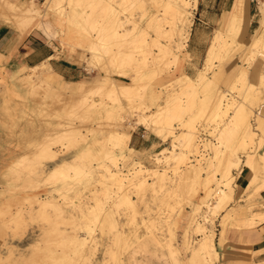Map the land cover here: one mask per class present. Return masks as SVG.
Returning <instances> with one entry per match:
<instances>
[{"label": "rangeland", "instance_id": "1", "mask_svg": "<svg viewBox=\"0 0 264 264\" xmlns=\"http://www.w3.org/2000/svg\"><path fill=\"white\" fill-rule=\"evenodd\" d=\"M5 1L0 0L4 21L26 30L39 27L49 38L70 47L83 61L82 80H94L90 82L94 86L87 85L90 91L77 95V100L76 94L58 91L55 77L44 65L21 78L31 82L15 117L13 133L21 147L16 146L0 168V264H214L218 255L205 260L193 252L205 233L213 232L215 237L221 212L224 226L233 214L242 218L264 209V204L239 203L233 197L235 180L230 200L217 213L211 206L216 194L210 193L227 183L215 172L212 145H230L242 161L245 151L264 153V128L255 114L264 98V80L257 78L259 83L252 74L254 64L264 72V34L260 35L263 49L250 51L256 25L248 28L245 18L227 39L229 54L220 57L224 50L214 37L226 33L231 19L223 20L218 13L214 22L207 21L198 0L186 20L171 8L173 0ZM3 2H10L6 9L1 8ZM13 6L36 11L23 18ZM184 80L190 86L178 95L180 108L172 110L175 152H181L179 136L187 130L188 121L194 127L198 152L189 154L187 165L179 163L175 172L178 155L170 159L168 154L173 137L163 140L142 119L148 117L150 122L163 112ZM255 81L261 85L259 95L254 101L245 99L247 83ZM9 91L23 94L20 89ZM222 92L249 107L250 122L262 138L260 145L255 138L253 145L242 150L237 138L230 139L224 126L213 122V99ZM125 126L131 134L114 166L108 159L118 153L112 138ZM63 160L78 163L65 178L49 171ZM103 165L127 177L141 165L164 177L145 174L140 187L125 186L131 201L127 203L117 197L114 183L102 181ZM237 171L232 169L234 179ZM263 176L261 166L258 180L247 190H259ZM45 199L50 203L43 205ZM86 229L89 234L84 233ZM169 244L175 253H170Z\"/></svg>", "mask_w": 264, "mask_h": 264}, {"label": "bare ground", "instance_id": "2", "mask_svg": "<svg viewBox=\"0 0 264 264\" xmlns=\"http://www.w3.org/2000/svg\"><path fill=\"white\" fill-rule=\"evenodd\" d=\"M3 1H5V0H3ZM173 1H175V3H173L171 5V8H173L175 10V12L177 14H179L178 15L179 18H180V16H182L183 20L187 19V12H188V10L190 8L197 7V0H173ZM5 2H3L4 6H5V4H9L10 3V2L5 3ZM3 4L1 5L2 6L1 8L6 9L7 5L4 7ZM11 4L13 5L14 3H12V1H11ZM10 7L8 5L9 9L12 8V7L11 8ZM13 7L15 8L16 6H13ZM17 7H18V10H19V16L21 15V16H23V18L27 17V16L29 17V15L31 13L36 11V9H31L30 7H29V9L26 8V7H24V8L20 7V6H17ZM257 8H258V12L260 13L262 19H261V22H260V25H259L258 29L254 30L253 35L251 36V39H250L249 45H248L250 51H254V52L259 50V49L262 50L264 48V44H263V42L261 43L262 39L260 38V35L264 34V0H261V1L258 2V7ZM11 11H13V10H11ZM109 11H111V9ZM177 14H176V16H177ZM114 16H115V14H114ZM221 16H222L223 20L226 17H227V19H231V22L225 28L226 33L225 32L224 33H218L214 37V41L217 42V45L219 46V48L224 50L223 53L220 55V57H224V56H227L229 54L230 50H231V49L227 48V45H228L227 39L231 36V34H236V32L238 30V29H236L237 25L239 23L242 24V22L244 21V19L247 16V13H245L244 0H235L234 3L232 4V6L230 7V9H225V10L222 11ZM182 17H181V19H182ZM115 20H116V17L114 18V21ZM23 29H26V27H24ZM23 29H22V31H23ZM143 43H145V42H143ZM262 44H263V46H262L263 48L260 47V45H262ZM161 49H167V48H163L162 47ZM167 52H169V50ZM262 53H263V51H262ZM252 74H254V76L256 78V81H257V78H258L260 80V82L261 81L263 82V80H264V72H263V74L260 73V69L258 68V65H256V64L253 65ZM252 74H251V76H253ZM248 75H250V74H248ZM243 77L244 76L242 75L240 77V80H241V78L244 79ZM253 79H254V77L251 80H253ZM259 80L257 82H259ZM252 82H249L250 84L247 83L248 88H246V92H245V96L246 97H245V99H248V100H253L255 98L256 94L259 95L260 90H261L260 89V87H261L260 84H258L257 82L256 83H252ZM189 83H190V81H187V80L182 81V83L179 86V88H180L179 91H176L175 94H172L173 95L172 97L170 96L171 99L167 100L169 102H168V104H165L164 110L162 109L163 112L162 111L158 112L159 113L158 115H156L157 114L156 113L155 114L156 117L153 116L152 119L150 120V122L147 120L148 117L147 118L144 117L142 119V121H144L146 124H150V125L154 126L153 130L155 131V133L158 136L161 135L163 137V140H165L167 136H172L173 137L172 146H171L172 148L168 150V154H169V158L178 155V157H175V159H174L175 160L174 162H175L176 165L173 167V169L175 170V172H177L176 170L179 169V163L187 165V163L189 162V154L198 152L197 151V145L195 144V141H194V135H195L194 127H193V125H191V123H189L190 121H188L189 124L187 123V128H186L187 130L185 132L183 131L181 136H179V140L181 141V145L180 146L182 147V148L180 147L181 148V152H180V154L175 152L176 143H175L174 139H176V138H174V137L176 135L174 134L172 122H173V120H174V118L176 116L173 114L174 111L172 112V110H177L176 108H180L179 96L182 95V94H185V92L188 91V87L190 86ZM242 83H243V81H242ZM87 85H93L94 86V84H91V83H79L77 85V87H76V90H74V92L69 93V95L70 94H72V95L76 94V96L77 95H85V93H86V91L88 89ZM47 86H49V85H47ZM93 86H91V88ZM72 89H74V88H72ZM53 91L54 90H52V92ZM88 91H90V90H88ZM88 91H87V93H88ZM54 95L56 96V94H54ZM58 95H60V94L58 93ZM55 96L52 95V98L53 97L55 98ZM60 97H61V95H60ZM217 97H218L217 99H213L214 102L212 104V106L214 108L213 109V119H212L213 122L216 121L215 122L216 125L218 124L219 126L220 125L222 127L224 126L223 128H224L225 132L227 133V135L229 134V136H231L230 139H234V137L237 138L238 139L237 144L242 150H246L248 148V145H250V144L253 145L255 138H258V140H256V141H257L258 145H260L262 143V138L259 137V135L257 133V130H256L257 128L253 127V125L250 122L251 111L248 109L249 107H247V105L245 103H243V102H240V101L237 102L236 100L228 97L223 92L219 93V95H217ZM75 98H77V100H80L78 98V96L75 97ZM84 98H85V96L83 97V99ZM59 99H61V98H59ZM59 101H61V100H59ZM230 109H232V114H230V113L228 114V111H230ZM249 112H250V114H249ZM255 113H256V116H257L260 113V111H259V113L255 111ZM227 115H229L230 117L228 116L229 118L226 120L227 123L226 122L224 123V117L227 118ZM181 118H182V116H181ZM181 120L182 119H180L179 121L181 122ZM129 127H131V126H129ZM215 129L217 130V132H218V130H220L219 128H215ZM130 131L131 130L128 129V128L127 129L123 128V130H120L119 132H117L112 138V143L111 144L116 145V147L118 148V150H117L118 153L117 154H112L111 156H108L109 157L108 159H110L112 162H114V164H113L114 166H115V164L117 162L116 161L117 158L119 156H123V153H124L123 152V148L124 147L127 148L126 145H127L128 139H129L130 134H131ZM221 132H222V129H221L220 133ZM211 133H214V132L212 131ZM227 135L225 134L226 137H227ZM255 146L257 147V145H255ZM211 148H213L212 149V150H214V155L213 156H214V158H216L215 172L219 171L221 173L220 179L227 181V183L224 184V188L223 189L214 187L215 189H212L210 191V193L216 194L215 196L217 197L216 202H214V204L212 203L213 205H211L212 206V211H215L217 213V211H219L221 209H224V207L227 205V202L230 200L231 194H232V192L234 190V188H233L234 186L232 185V182L235 179H234V177L232 175V169H238L240 171V169L243 168V166L249 167L250 174H249V180H248V185L247 186H250V184H252V183L255 184L256 180H258V178H259L260 167L262 166L263 169H264V153L263 154H258L257 153L258 151L257 152L253 151L255 153L254 154L253 153L250 154V152H252V151L249 152L247 150L249 153L245 151V156L246 157H245V160L242 161V160H240L239 156L236 155L235 150L233 148H231L230 145L226 144L224 146V148H222L220 145H212ZM115 149H113V150H115ZM165 158L168 159V156H166ZM52 159H55V158L52 157ZM172 160H173V158H172ZM187 160H188V162H187ZM71 161H73V160H71ZM77 164L78 163L76 161H74L73 164H72V162L71 163H68V162L65 163V161H64L62 164L55 165L49 171L51 173H53V174L54 173L55 174L57 173V174H60V175L62 174L64 176V178H65V177H67L66 174L70 171V169L76 170L78 168ZM196 165L197 164L193 165V166H195V169L197 167ZM198 165H199V163H198ZM211 165H212V162H210L209 166H211ZM103 168H104L105 174L101 175L102 179H104L102 181L104 182L105 179H107L111 183H114L116 185V188L118 189L116 191L117 197L120 196L119 199L122 198L120 201L123 200V201H125L127 203H131V201H130L129 196L127 195V193L124 192V187L125 186H127V185L129 186L130 185L129 187H131V184H133L135 187H136V185H137V187H140L143 183H145V177H144L145 174H150L151 173L152 176L155 174V175L159 176V179L164 177V174L158 173V170L148 169V168L146 169L145 167H143L141 165H139L137 168H135L129 174L130 175L129 177H127L128 175H121L118 171L117 172H113L108 166L103 165ZM199 169H200V166H199ZM68 175H69V173H68ZM212 176L214 177L213 174H212ZM262 180H263V182H262V184H260V186H261L260 189L264 188V176L262 177ZM109 181H107V182L109 183ZM64 182H66V181H64ZM257 189H259V188H257ZM48 200L47 199L43 200V205H44L45 202H46L45 205H47V201L50 203V199H48ZM208 205H209V203H208ZM261 220L262 221L264 220V210L263 211L262 210H259V211L258 210H253L250 213V215L248 217H246L242 222H244V225H251V226L253 225L254 226L255 223H258ZM200 229H201V227H200ZM85 232H87L89 234L90 230L86 229L84 231V233ZM168 248H169L168 250L170 251L171 254L173 252L174 253L176 252V250L173 251V248H172L171 244L168 245ZM193 254H195V256L199 255V257L201 256L205 260L206 259L208 260L207 257H209L211 255H213V257H214V255L217 256V253L215 251L213 232H209V233H205L204 234V236H203L202 240L200 241L199 245L196 248H194Z\"/></svg>", "mask_w": 264, "mask_h": 264}, {"label": "crops", "instance_id": "3", "mask_svg": "<svg viewBox=\"0 0 264 264\" xmlns=\"http://www.w3.org/2000/svg\"><path fill=\"white\" fill-rule=\"evenodd\" d=\"M15 1L24 2L25 0ZM234 1L198 0V4L202 6V10L205 12V19L214 22L218 18V13L221 15L223 10L230 9ZM244 3L248 28L256 25L253 29L254 32L255 29H258L262 19L257 9L258 3L256 4L255 0H244ZM22 29L0 17L1 169L9 157L13 155L14 148L16 146L21 147V143L16 140L13 132L16 123L15 117L19 115L21 110L20 101L28 96L30 86L28 85L30 81H22L23 76L34 68L44 65L45 71L52 72L55 77L57 89L67 93L74 92L79 83L94 81L82 80L81 77L85 76L83 61L70 47L61 45L55 38H49L39 27H31L28 30L23 29V31ZM11 88L20 89L23 94L11 93L9 91V89L13 90ZM261 110L260 113L258 111L257 117H260L259 123L263 129L264 114ZM249 174L250 169L247 166H243L240 171L236 172L233 197L240 200L239 203L243 205H263L264 188L256 191H253V188L247 190ZM221 215L217 218L216 233L213 237L215 251L218 255L214 264H264V220L255 223L254 226L244 225L242 221L246 217L240 218V214L236 213L227 221L226 225L221 226Z\"/></svg>", "mask_w": 264, "mask_h": 264}, {"label": "built area", "instance_id": "4", "mask_svg": "<svg viewBox=\"0 0 264 264\" xmlns=\"http://www.w3.org/2000/svg\"><path fill=\"white\" fill-rule=\"evenodd\" d=\"M262 108H264V98L260 102L259 106L255 109L256 112L260 111Z\"/></svg>", "mask_w": 264, "mask_h": 264}]
</instances>
